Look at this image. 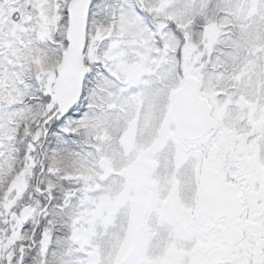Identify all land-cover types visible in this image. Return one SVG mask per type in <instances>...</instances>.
<instances>
[{
	"label": "snow or ice",
	"instance_id": "snow-or-ice-1",
	"mask_svg": "<svg viewBox=\"0 0 264 264\" xmlns=\"http://www.w3.org/2000/svg\"><path fill=\"white\" fill-rule=\"evenodd\" d=\"M0 264H264V0H0Z\"/></svg>",
	"mask_w": 264,
	"mask_h": 264
}]
</instances>
